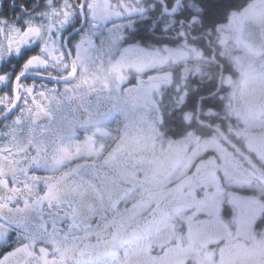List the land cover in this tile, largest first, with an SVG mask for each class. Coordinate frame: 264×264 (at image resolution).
<instances>
[{
  "label": "snow or ice",
  "instance_id": "6c2138e0",
  "mask_svg": "<svg viewBox=\"0 0 264 264\" xmlns=\"http://www.w3.org/2000/svg\"><path fill=\"white\" fill-rule=\"evenodd\" d=\"M249 21L264 24V0H0V264H96L85 241L97 232L75 233L109 209L64 186L87 180L111 110L159 89L145 84L156 58H203L194 42L223 46L231 32L246 43ZM173 91L187 102V82Z\"/></svg>",
  "mask_w": 264,
  "mask_h": 264
},
{
  "label": "rangeland",
  "instance_id": "374dc122",
  "mask_svg": "<svg viewBox=\"0 0 264 264\" xmlns=\"http://www.w3.org/2000/svg\"><path fill=\"white\" fill-rule=\"evenodd\" d=\"M200 59L189 51L187 57L169 58L167 63L171 68L176 63H187L184 77ZM162 63L160 58L154 61L158 69ZM263 79L261 74H251L245 81L241 103L236 99L233 104V114L244 126L237 132L250 140L242 149L248 162L240 158L238 149L225 147L214 132L209 138L188 135L176 141L169 139L172 171L162 183H169V191L178 187V192L160 217L145 225L141 215L148 189L139 191L138 204L128 213V202L123 203L115 213L120 225L105 234L106 240L91 244L96 264H264V223L255 227L264 213V176L255 170L264 171ZM130 121V115L122 119L123 138L130 134L124 131L132 127ZM244 128L248 132H243ZM145 135L140 139L149 149L155 132ZM158 168L154 165L150 174L156 176ZM155 180L144 181L160 183Z\"/></svg>",
  "mask_w": 264,
  "mask_h": 264
},
{
  "label": "flooded vegetation",
  "instance_id": "af4514ba",
  "mask_svg": "<svg viewBox=\"0 0 264 264\" xmlns=\"http://www.w3.org/2000/svg\"><path fill=\"white\" fill-rule=\"evenodd\" d=\"M237 35L238 33L235 32L227 33L223 46L218 44L209 46L211 54L213 48L215 50V60L205 61L200 65L197 64L192 75L199 77L201 88L202 85L209 82V86L204 88L205 93L208 92V89L211 90L210 93L199 94L197 97L207 98L216 94V96L227 100L226 107L223 109L225 112L220 115L221 121L217 123L218 119H216L215 123L217 125L213 124L209 127L214 130V133L220 137L221 143L230 151L239 150L240 158L244 163H247L249 158L242 149H246V144L250 143V140L247 137L243 138L237 132L244 126L233 114V104L236 99L241 103L245 81L251 74H261L264 78V24L257 25L255 22L249 21L244 26L243 39L246 43L237 42ZM251 48L254 49L253 53ZM170 71L169 63L163 62V66L157 68V77H160L162 81L149 84L145 82L147 85H159V89L152 88L151 94H149V91L141 86L128 94L130 99L127 104L120 103L111 110L110 119L105 124V127L111 131V136L104 139L103 142L106 147L96 165L87 169V180L70 182L64 186V191L73 195L82 206H87L93 202L99 206L102 199L103 206L109 209L107 219L100 222L99 229L93 222L91 229H87L82 225L81 231L75 233L83 236L87 231L97 232V239L85 241V243L91 245L106 240L105 234L120 225L121 222H116L115 219L116 212L111 211L117 200L120 201L119 210L123 203L128 202L126 206L129 205V207L125 209L128 213L130 207L138 204L139 191L148 189L145 192L146 201L143 202V210L145 209V211L141 215L142 225H145V223L155 222L160 217L161 211L164 210L179 190L177 187L169 191V183H162L164 176L172 169L169 165V138L164 137L161 130L168 128L170 90L176 87L177 84L181 87L184 86L188 70H186L184 77L180 76L178 78L174 77ZM182 71L181 74H183ZM169 73L172 76L168 77ZM130 83L134 84L135 79L131 80ZM260 94L264 95V86ZM124 95L121 94L122 99ZM161 95L164 96L162 104L160 101ZM109 108L110 105H104L102 110L108 111ZM161 110L164 113L162 124ZM129 115L131 117L129 125L132 127H125L124 131H129L130 134L128 137L121 139L122 119L124 120L125 116ZM200 123L207 126L206 122L202 121ZM223 125L227 126L226 131L222 129ZM139 130H141V135L137 134ZM242 131L248 132L246 128ZM147 132H155V139L149 142L151 146L149 149L147 146H143L144 141L140 139ZM155 160H157L156 163H154ZM104 161H107V163L105 164ZM154 165H159L156 176L150 174V170ZM97 172H99V178H96ZM151 178H156L155 181L160 183L152 185L154 182L144 181ZM139 179L141 183L138 182ZM88 181H91V183Z\"/></svg>",
  "mask_w": 264,
  "mask_h": 264
},
{
  "label": "trees",
  "instance_id": "16d2710c",
  "mask_svg": "<svg viewBox=\"0 0 264 264\" xmlns=\"http://www.w3.org/2000/svg\"><path fill=\"white\" fill-rule=\"evenodd\" d=\"M194 43H198V45L204 49L203 58L200 59L202 63L205 61H212L208 59V57L211 56V49L209 46L204 45L203 41ZM201 61H197V64L200 65ZM188 67L187 63H176L175 65H172L171 71H173L174 77L178 78L182 76V69H187ZM193 67L195 66H192V68ZM193 70L191 71L188 69V74L186 75L185 80L188 83V89L190 92V95L187 97V102H185L183 97L180 98V96H178L173 89L170 90L169 114L167 117L168 128L166 130H161V133L164 137H168L174 141L183 139L188 135L199 138H209L214 132V130H212L209 126L213 124L217 125L215 120L218 119L217 123H219L221 121L220 115L225 112L223 109L226 107L225 103L227 100L216 96V94L204 98L202 101L197 100V95L210 93L211 90L208 89V92H204V88L205 86H209V82H206V85H202L203 87L201 88V80L196 75H192L194 73ZM192 77L195 79L192 80ZM214 84L216 85L215 82ZM202 121L206 122L207 126H203L200 123ZM222 127V129L226 131L227 126L225 127L223 125ZM262 167L264 170V164ZM263 223L264 213L262 218H259L255 223V227L260 228Z\"/></svg>",
  "mask_w": 264,
  "mask_h": 264
},
{
  "label": "water",
  "instance_id": "95a60500",
  "mask_svg": "<svg viewBox=\"0 0 264 264\" xmlns=\"http://www.w3.org/2000/svg\"><path fill=\"white\" fill-rule=\"evenodd\" d=\"M258 35H259V32H258V34H257V37H258ZM258 43V41L256 42V44ZM256 44L254 45L255 46V48H256ZM254 49L253 48H251V51H252V53L254 52L253 51ZM162 81V79L160 78V77H156L154 80H152V81H145L147 84H149V83H155V82H161Z\"/></svg>",
  "mask_w": 264,
  "mask_h": 264
}]
</instances>
